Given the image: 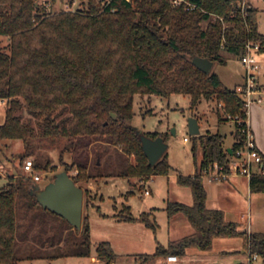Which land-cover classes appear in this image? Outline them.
I'll use <instances>...</instances> for the list:
<instances>
[{"label":"trees","instance_id":"obj_1","mask_svg":"<svg viewBox=\"0 0 264 264\" xmlns=\"http://www.w3.org/2000/svg\"><path fill=\"white\" fill-rule=\"evenodd\" d=\"M39 1L0 0V35L5 39V44L0 41V102L7 103L0 142L22 141L29 150L37 138L52 143L64 140L59 164L77 186L99 178L121 177L144 183L155 176L170 175L167 152L154 166L144 154L141 136L152 140L161 137L166 144L169 136L143 133L133 126L138 95L188 96L192 111L202 99H212L223 103L225 112L232 116L242 113L236 88L229 89L213 69L206 74L192 61L200 57L214 65L226 64L223 53L241 60L248 43H258L260 52L264 51V35L258 25L260 10L250 2L244 18L241 0H189L203 9L191 12L173 7L170 0H110L106 9L105 0H80L83 9L54 13H47ZM203 22L207 23L205 28ZM24 112L30 119L23 120ZM216 113L219 124L229 123L218 107ZM234 128V143L229 148L233 153L245 146L238 127ZM191 139L197 172L194 176L179 175L176 181L191 190L193 204L167 201L163 211L168 219L185 217L194 233L167 247L158 245L156 253L142 256L143 260L184 258L188 249L210 251L217 239L239 237L246 240L247 254L264 259V233L242 231L223 211L207 207L204 171L214 165L228 171L232 154L225 148V137L216 133ZM91 141L119 150L114 171L101 173L95 163L97 174L90 173V165L79 151ZM67 153L75 154L72 163L66 161ZM27 156L14 160L24 169ZM131 157L133 163L129 162ZM49 168V163H34V171ZM249 184L251 192L264 193V175L254 174ZM38 187L30 177L13 175L0 187V264L92 256L101 264H115L117 255L109 242L93 245L89 216H83L80 230L75 229L39 204L35 195ZM19 197L25 199L23 204L31 215L23 231L17 215ZM116 218L139 222L153 232L159 228L153 214L141 213L135 218L128 206ZM35 226L41 233L52 231L46 240L33 236L39 247L27 243Z\"/></svg>","mask_w":264,"mask_h":264},{"label":"rangeland","instance_id":"obj_2","mask_svg":"<svg viewBox=\"0 0 264 264\" xmlns=\"http://www.w3.org/2000/svg\"><path fill=\"white\" fill-rule=\"evenodd\" d=\"M40 4L45 5L47 13H54L67 10H81L84 8L80 0H40ZM250 4L260 10L259 20L261 21V29L264 33V2L263 0H249ZM202 28L207 26V23L201 24ZM0 41L5 44V39L0 35ZM227 59L226 64L216 63L213 71L219 75L222 82L233 89L235 87L236 73L242 70L240 58L231 54L223 53ZM6 102H0V126L5 122L6 116ZM217 102L215 100L202 99L197 108L192 111L190 109V97L182 95H174L170 98H162L157 96H136L134 102L135 117L133 126L140 132L152 133L158 132L160 134H167L169 136L168 142V158L172 167L169 176H155L152 181H144L140 183L138 179H125L121 177L104 178V179H91L86 182H81L78 187L82 188L85 194L83 199V216L89 210L91 218L95 220L94 236L92 239L93 245L102 242H113L116 246V264H155L156 260L162 257H155L152 260L144 261L141 253L144 246L148 248V243H144V237L135 231H128L118 228L117 224H107L105 227L97 221L103 218L102 215L116 214L115 207L121 211L124 206L131 209L133 216H138L141 212H151L156 209L157 222L160 229L157 232V238L161 242H167L169 236H183L185 233L180 230H169L168 217L163 209L166 206L168 199L178 200L181 199L180 193L183 191L181 186L176 182V177L179 174L193 175L195 173L194 159L191 151L192 139L189 133L188 121L194 115L200 120L201 134H211V132H220L225 137V148L229 149L233 145V138L230 134L232 128L227 123L218 126V118L216 115ZM30 119V116L24 112L23 120ZM36 125V121L33 120ZM65 141L52 143L41 139L33 140L29 145V150L25 148L22 141H1L0 142V187L8 183V176H22L31 177L32 174L25 172L17 159L22 154H27L25 158L27 161H33L35 164L45 166L50 164L48 171L39 170L34 171V175L41 177V181L37 183L40 188H45L52 182L53 176L56 173L63 172V167L59 164L60 152L64 148ZM80 157L87 160L90 165V173L97 174L95 170V163L99 165L100 172L108 173L118 165L120 159L119 150L105 142L91 141L90 144L80 149ZM201 155V153H199ZM75 154H65L67 162L72 163ZM129 162L133 163L134 159L129 158ZM76 174V172H75ZM141 185L144 188H141ZM151 190L152 195L146 196L145 191ZM182 189V190H180ZM189 192L188 188H185ZM103 197V200H101ZM182 200V199H181ZM25 199L19 197L18 199V222L19 229L23 231L24 225L30 220V212L27 211ZM241 202L235 206L240 207ZM90 206V207H89ZM98 207L100 211H98ZM236 209V208H235ZM235 211V210H234ZM232 218V217H230ZM61 222V220H59ZM241 222V221H239ZM240 230L246 229L249 232L247 219L242 221ZM188 222H186V225ZM19 231V232H20ZM147 231V230H146ZM153 240L154 236L151 232H145ZM39 235L44 240L52 235V231L48 230L47 233L40 232L39 227L30 232L28 244L30 246L39 247L41 244L35 241L33 236ZM241 242L246 244L244 237L239 238H226L217 239L214 244V252L217 253L221 250H237ZM26 243V244H27ZM27 244V245H28ZM63 245V244H62ZM21 249L25 245L19 244ZM144 252V251H143ZM148 252V251H147ZM232 252V251H230ZM211 253V254H212ZM245 247H241L240 253H228L224 256L223 260L217 264H241L235 258L242 259L246 254ZM88 260L84 258H64L54 261L48 260H35L24 261L20 264H88ZM248 264V263H247ZM253 264H264V259L259 258L253 261Z\"/></svg>","mask_w":264,"mask_h":264},{"label":"crops","instance_id":"obj_3","mask_svg":"<svg viewBox=\"0 0 264 264\" xmlns=\"http://www.w3.org/2000/svg\"><path fill=\"white\" fill-rule=\"evenodd\" d=\"M259 17H260V14H259ZM258 25H259L260 33L264 35L261 29L260 20L258 22ZM257 58H258L259 63L262 66V70L259 75V83L260 85L264 87V51H261L258 54ZM234 76H235L236 82H235V87L233 89L237 88L238 86H241L244 82L243 68L241 71L236 73V75ZM197 120L200 126V120L199 119ZM227 124L230 125L232 128V131L230 132V134L234 140L233 133H234L235 128L232 124L230 123H227ZM250 124H251V129L253 130L254 135H255L256 145L258 149L260 150L261 154L264 156V97H263V102L261 104H255L252 106L251 112H250ZM220 125L222 124H219L218 122V126ZM200 131H201V127H200ZM216 133H220V132H211V134H216ZM231 147L232 145L230 146V148ZM199 159H201V155H199ZM196 172H197V168L195 165V173L193 175H187V176H194ZM179 175L185 176L183 174H179ZM179 175H177V177ZM149 181H152V179ZM203 185L207 192V207L209 209L223 211L228 221L235 222L239 226L243 224L242 221H245L247 219V225L249 229L248 233H264V193L251 192L250 184L247 179L243 177H234L230 179L229 181L219 183V184L208 183L203 179ZM181 188L183 189V191L180 192L182 193L180 195L182 200L181 199H178V200L168 199V201H178L186 205H192L193 197H192L191 190L188 187L181 186ZM185 188H188L189 192L186 191ZM151 195H152V191L150 190L149 196ZM238 202H241L240 207L235 206ZM88 209L85 215L89 216L90 227H91V239H93L95 220L91 218V215L88 213L89 212ZM98 211H100L99 207H98ZM115 211H116V214H113V215H108V214L102 215L103 218L97 222H99L101 226L105 225V227H107L106 226L107 224H111V225L117 224L115 226H117L118 228H121L123 230H128V231H135L136 233L142 234V236L145 238L144 243L145 244L148 243L147 244L148 248H145L144 246L143 249H146V250H142L141 253H144V254L141 255V257L154 255L156 253L158 245L167 247L171 242L178 241L187 236H191L194 233V230L192 226L189 224V222L187 221V219L180 215V216H177L176 218L169 219L168 228L169 230H173V231L182 229L185 234L183 236H174L173 238H170L169 236L167 242H161L157 238V232L160 229L159 224H158L159 228L157 232H153L152 230L146 228L143 224L139 222L130 223V222H124V221L118 220L116 218V215H118L120 211H118L116 207H115ZM156 211L158 210L152 209L151 212H141V213H151L155 216L156 221H157ZM141 213L138 216H134V217L138 218L141 215ZM186 222H188L187 224L189 225H186ZM146 230L153 234L154 236L153 240L148 235V233H145L147 232ZM241 230L246 231V229L245 230L241 229ZM215 241H214V244H215ZM109 243L111 244L112 248L116 252L115 244L111 241ZM214 244H213L212 250L210 251H201L196 248L188 249L186 256L184 258H178L177 262H168L167 260L168 257L161 256L162 258L156 260L155 264H217V263H220V261L223 260L224 256L227 255L228 253H235V254L240 253L241 247H245V243L241 242L239 245V248H236L237 250H221V251H218L217 253H212L214 252ZM84 259L88 260L89 262L88 264H101V262L97 260L95 256H92L91 258H84ZM235 260L239 261L241 264H247V263L249 264V257L247 253L244 254V257L242 259L235 258Z\"/></svg>","mask_w":264,"mask_h":264},{"label":"built area","instance_id":"obj_4","mask_svg":"<svg viewBox=\"0 0 264 264\" xmlns=\"http://www.w3.org/2000/svg\"><path fill=\"white\" fill-rule=\"evenodd\" d=\"M130 2L131 0H125ZM173 7H184L187 12L203 9L197 4L189 0H170ZM249 0H241L240 8L244 15L247 16L246 9L248 7ZM110 4V0H105L103 3V9H106ZM222 21V18H220ZM260 53V45L258 43H248L245 47L244 54L240 60L242 68L244 70V82L241 86L236 88L239 94L243 110L240 115L232 116L225 112V105L223 103L217 104V107L224 113L227 121L233 126H237L241 136L244 138L245 146L242 149L232 152L230 161L228 164V171L218 165L209 166L205 169L203 179L212 184H219L234 177H243L249 182L254 174L264 175V161L260 150L258 149L255 141V135L251 129L250 124V112L251 108L255 104H261L264 97V87L259 83V75L262 70V66L258 61V54ZM24 171L32 174V178L35 182H40L41 177L34 175V162L26 161L24 165ZM145 195H150V190L145 191ZM249 264L251 261L258 260V255H249ZM168 262H177L176 256H169Z\"/></svg>","mask_w":264,"mask_h":264},{"label":"water","instance_id":"obj_5","mask_svg":"<svg viewBox=\"0 0 264 264\" xmlns=\"http://www.w3.org/2000/svg\"><path fill=\"white\" fill-rule=\"evenodd\" d=\"M192 63L206 74H209L214 67L212 61L200 57L194 58ZM188 127L191 136L201 134L196 118L191 117L189 119ZM141 141L144 154L151 166H154L168 150V144L161 137L152 140L146 136H141ZM228 151L232 154L231 149ZM35 195L44 209L66 220L75 229H81L84 191L75 184L67 172L63 171L56 174L55 179L45 188L38 187Z\"/></svg>","mask_w":264,"mask_h":264}]
</instances>
